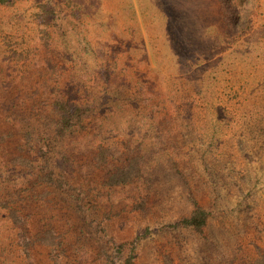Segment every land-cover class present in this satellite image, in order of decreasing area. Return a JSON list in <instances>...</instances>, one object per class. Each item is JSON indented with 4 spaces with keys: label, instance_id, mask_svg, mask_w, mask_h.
I'll return each instance as SVG.
<instances>
[{
    "label": "rangeland",
    "instance_id": "1",
    "mask_svg": "<svg viewBox=\"0 0 264 264\" xmlns=\"http://www.w3.org/2000/svg\"><path fill=\"white\" fill-rule=\"evenodd\" d=\"M59 96L89 110L65 136ZM263 254L264 0H0V264Z\"/></svg>",
    "mask_w": 264,
    "mask_h": 264
},
{
    "label": "trees",
    "instance_id": "2",
    "mask_svg": "<svg viewBox=\"0 0 264 264\" xmlns=\"http://www.w3.org/2000/svg\"><path fill=\"white\" fill-rule=\"evenodd\" d=\"M59 97L53 99V107L51 108V110L58 116L56 125L57 134L59 136H65L66 132L71 130L72 126L77 124V122L80 121L82 117L89 112V110L78 104H71L64 97ZM136 161L137 159H134L131 161L130 165L121 167L118 170V173L113 174L110 177L109 184L111 186H115L130 181L136 175V172L138 170ZM16 162L26 168H33L32 161L22 155L16 158ZM44 179H47L50 183H53V172L51 171L50 173H47ZM12 216L15 220L18 218L17 214L14 213V210L12 211ZM208 216V211L204 207L199 205L196 200H194V209L191 214L187 217H184L180 222L175 224V227L192 228L197 232H201L203 227L206 225ZM55 236L56 235L53 231H48L46 233V236L42 238V241L49 245L55 244ZM131 258L132 256L128 258V263H131ZM167 264L169 263L167 262ZM254 264H264V254L260 256L254 262Z\"/></svg>",
    "mask_w": 264,
    "mask_h": 264
}]
</instances>
